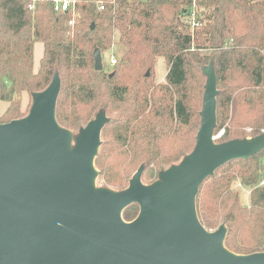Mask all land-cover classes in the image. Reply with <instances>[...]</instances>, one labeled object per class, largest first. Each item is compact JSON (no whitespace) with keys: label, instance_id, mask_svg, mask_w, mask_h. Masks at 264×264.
<instances>
[{"label":"trees","instance_id":"obj_1","mask_svg":"<svg viewBox=\"0 0 264 264\" xmlns=\"http://www.w3.org/2000/svg\"><path fill=\"white\" fill-rule=\"evenodd\" d=\"M30 1L0 0V101L8 103L0 123L28 116L21 113L24 94L33 100L58 74L62 127L81 130L106 114L95 159L98 187L124 191L141 167L143 184L151 185L193 152L211 64L220 89L215 134L225 128L218 143L244 139L237 131L245 124L253 137L264 133V0H115L103 12L84 1L74 28L50 0L35 11ZM36 42L44 45L37 69ZM116 44L124 53L114 69L96 71L95 51ZM158 58L168 67L162 83H156ZM240 107L251 114L247 122L236 121ZM263 159L264 150L228 162L196 198L203 226L216 231L225 225V246L239 255L264 253ZM235 184L249 188V206ZM139 213L134 203L123 219L132 222Z\"/></svg>","mask_w":264,"mask_h":264},{"label":"water","instance_id":"obj_2","mask_svg":"<svg viewBox=\"0 0 264 264\" xmlns=\"http://www.w3.org/2000/svg\"><path fill=\"white\" fill-rule=\"evenodd\" d=\"M94 60L103 71L100 50ZM205 74L196 147L151 185L143 184L141 167L124 191L97 186L106 114L82 128L72 147V132L56 118L58 74L33 95L28 116L0 123V264H264V253L230 251L226 226L209 231L198 216L202 183L228 162L264 150V133L215 142L219 90L212 64ZM134 203L140 213L126 222L123 212Z\"/></svg>","mask_w":264,"mask_h":264},{"label":"rangeland","instance_id":"obj_3","mask_svg":"<svg viewBox=\"0 0 264 264\" xmlns=\"http://www.w3.org/2000/svg\"><path fill=\"white\" fill-rule=\"evenodd\" d=\"M119 35H117L118 39ZM203 54H209L212 53L211 50L204 49L201 51ZM44 53V45L42 42H36L34 45V66L35 69H37L40 65V61L43 57ZM124 53V47L120 44H116L113 46V48L105 53L102 54L103 57V65L104 70L106 72H110L114 69V67L111 65V61L113 60L114 56L116 58H120V56ZM116 66V65H115ZM168 72L167 64L164 60V58H158L156 68H155V74H156V83H162L165 82V78ZM219 93H220V89ZM33 100L30 98L28 94H24L23 97V105L21 113L23 115H27L29 111L32 108ZM8 107V103L0 101V116L3 115V113L6 111ZM202 108H203V102H202ZM202 111V109H201ZM251 114L248 113L243 107H240L238 110V114L236 116V121H239L240 123L247 122L244 120L245 118L250 117ZM202 119V117H201ZM201 125V124H200ZM228 125V122L226 123V126ZM200 128V127H199ZM72 132L73 141H72V147H75L77 144V138L80 135L81 130H75V129H69ZM237 136L241 138H252L253 130L250 125H243L240 127L239 131H237ZM222 134V135H221ZM225 134V128L220 130L218 133L215 134V142L218 143L219 139ZM234 136V135H233ZM264 161V159H263ZM159 179V178H158ZM234 190L238 191L240 193V200L242 205L249 206L250 204V190L247 187L241 186L239 184H235L233 186Z\"/></svg>","mask_w":264,"mask_h":264},{"label":"built area","instance_id":"obj_4","mask_svg":"<svg viewBox=\"0 0 264 264\" xmlns=\"http://www.w3.org/2000/svg\"><path fill=\"white\" fill-rule=\"evenodd\" d=\"M43 0H31L29 9L35 11L38 4ZM84 1H92L98 11L103 12L107 9L109 4H115V0H50L53 4V8L58 14H68L70 19L68 20V26L74 28L80 18V7ZM192 26L195 28L198 23L195 20V13L193 14ZM117 64V58L114 56L111 61V65L114 67ZM222 135V134H221Z\"/></svg>","mask_w":264,"mask_h":264}]
</instances>
